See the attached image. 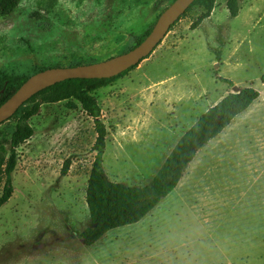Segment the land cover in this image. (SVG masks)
<instances>
[{
    "label": "rangeland",
    "instance_id": "obj_1",
    "mask_svg": "<svg viewBox=\"0 0 264 264\" xmlns=\"http://www.w3.org/2000/svg\"><path fill=\"white\" fill-rule=\"evenodd\" d=\"M227 1L218 0L196 30L201 11L183 16L138 68L97 92L108 132L102 168L112 182L149 184L182 136L234 87L258 91L254 107L264 111V0H239L236 18ZM155 2L22 0L0 19V70L114 60L125 34H143L161 15ZM249 113L206 176L200 157L149 215L88 247L82 233L91 226L95 123L80 105H43L30 121L34 137L18 149L14 196L0 209V264H264V125ZM15 122L0 135L8 138ZM66 160L72 167L62 177Z\"/></svg>",
    "mask_w": 264,
    "mask_h": 264
},
{
    "label": "trees",
    "instance_id": "obj_2",
    "mask_svg": "<svg viewBox=\"0 0 264 264\" xmlns=\"http://www.w3.org/2000/svg\"><path fill=\"white\" fill-rule=\"evenodd\" d=\"M21 1L0 0V19L10 16L19 7ZM175 1L156 0L155 8L157 10L162 9L163 13ZM217 1L196 0L192 4L183 16L195 8H198L201 14L192 22L190 30L198 29L207 19L211 18ZM227 9L232 18L238 17L240 14L239 0H228ZM159 17L139 36L133 33H124L128 40L121 47L120 54H126L142 44L153 31ZM101 62L97 60L90 63L74 64L71 67L93 65ZM138 66L110 79H75L65 81L43 90L20 108L10 119H15L16 121L10 136L5 138L0 135V160L7 159L4 165L5 181L0 196V209L14 196V174L19 161L18 149L26 145L34 137L35 130L30 121L39 114L43 105L67 102V108L70 110H76L78 109V105H80L82 111L92 118L95 123L97 139L94 149L97 152V156L90 173L86 194L91 226L86 228L82 233L85 245L90 247L100 241L108 232L137 224L149 215L169 194L177 189L187 168L194 161L198 152L221 135L235 118L247 111L260 97V93L252 87L241 89L238 93H229L218 104L210 108L182 136L149 184L144 186H128L114 183L107 177L102 168L103 152L108 132L101 121L102 111L96 94L99 90L107 88L123 79L138 68ZM47 69L50 68L34 66L30 72L24 74L0 70V107L30 77ZM261 81L264 85V75ZM223 82L233 86V83L229 80H223ZM71 167V160H66L61 169V176L66 177Z\"/></svg>",
    "mask_w": 264,
    "mask_h": 264
},
{
    "label": "water",
    "instance_id": "obj_3",
    "mask_svg": "<svg viewBox=\"0 0 264 264\" xmlns=\"http://www.w3.org/2000/svg\"><path fill=\"white\" fill-rule=\"evenodd\" d=\"M196 0H176L159 17L153 31L132 51L114 60L69 68H50L30 77L26 83L0 107V126L8 122L34 96L68 80L110 79L138 66L167 37L170 29L182 18ZM241 89L234 87L235 93Z\"/></svg>",
    "mask_w": 264,
    "mask_h": 264
},
{
    "label": "crops",
    "instance_id": "obj_4",
    "mask_svg": "<svg viewBox=\"0 0 264 264\" xmlns=\"http://www.w3.org/2000/svg\"><path fill=\"white\" fill-rule=\"evenodd\" d=\"M215 11V10H214ZM213 15V14H212ZM228 94H226L224 97H226ZM222 97L220 99V101L224 98ZM219 101V102H220ZM218 102V103H219ZM216 103V104H218ZM215 104V105H216ZM214 105V106H215ZM213 106V107H214ZM249 113V112H248ZM247 113V114H248ZM246 116V111L244 113H242L241 115H239L237 118L234 119V121L229 125V127H227L222 133L221 135H219L216 139L212 140L206 147H204L203 149H201L196 158L194 159V161L189 165V167L187 168V171L183 177V179H185L186 176L191 175L190 171H191V167L194 166L196 164V162L198 161V159L201 157L200 159V163H201V170H200V176L204 177L207 174V164L209 162V160H212V158H217V156L219 155V153L223 150L222 147L224 139L228 136L229 133H231L235 128H237L238 126V121L241 120L242 117ZM192 173V171H191ZM182 179V180H183Z\"/></svg>",
    "mask_w": 264,
    "mask_h": 264
},
{
    "label": "bare ground",
    "instance_id": "obj_5",
    "mask_svg": "<svg viewBox=\"0 0 264 264\" xmlns=\"http://www.w3.org/2000/svg\"><path fill=\"white\" fill-rule=\"evenodd\" d=\"M255 103L246 111V114L252 110V108L255 106ZM254 109H255V111L252 110L251 113H249L250 116H252V118H254V120L257 121V124L264 125V111L261 110L260 108H256V107H254Z\"/></svg>",
    "mask_w": 264,
    "mask_h": 264
}]
</instances>
